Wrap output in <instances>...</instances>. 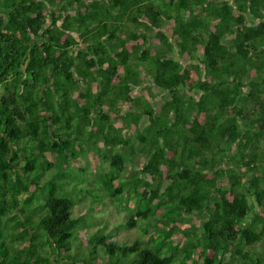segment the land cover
I'll list each match as a JSON object with an SVG mask.
<instances>
[{
	"label": "trees",
	"instance_id": "trees-1",
	"mask_svg": "<svg viewBox=\"0 0 264 264\" xmlns=\"http://www.w3.org/2000/svg\"><path fill=\"white\" fill-rule=\"evenodd\" d=\"M85 155L108 163L87 194L140 198L143 237L97 209L79 236ZM262 240L264 0H0V264H264Z\"/></svg>",
	"mask_w": 264,
	"mask_h": 264
},
{
	"label": "rangeland",
	"instance_id": "rangeland-1",
	"mask_svg": "<svg viewBox=\"0 0 264 264\" xmlns=\"http://www.w3.org/2000/svg\"><path fill=\"white\" fill-rule=\"evenodd\" d=\"M137 30L140 32L143 30L142 27H138ZM228 44H231L229 39L227 40ZM153 49L155 51L161 52V53H166L167 49L163 45H152ZM196 54H199L196 52ZM246 80V79H244ZM137 89H134L133 95L136 96ZM148 124L147 117L143 116L141 121H140V127H144ZM115 125H120V121H116ZM125 134L130 138L131 142L133 144H137L136 140L137 137L131 132H125ZM153 138H151V141ZM221 146L225 147V144L221 142ZM115 151H119L122 153V155H125L126 158V166L124 171L122 172L123 175H129L131 176L134 174V172L137 169V157L134 156L129 149L125 148H119V149H109L108 152L112 153ZM93 159L92 157L85 155L82 156V165H85V172H80L81 176L79 177L82 178L85 174H88L86 178V182L82 180V187H83V192L80 191H75L71 193L69 185H67V188L69 189V192H63V196H68L72 197L74 206H73V213L78 216L81 215L85 218L86 223L88 225V228H83L79 231V236L83 239H86L89 234L93 233L96 228L98 227V223L94 220L92 216H90L91 213L94 212L95 209L98 211H101V221H103L101 224L105 225V232L108 234V237L110 240H118L119 242L123 244H129L134 238L136 237H143V233L141 232V227L144 225V222H141L138 227H132V228H127L125 227V223L129 220V216L131 212H135L138 209H142L143 203L140 200V198L135 197L132 194H129L126 197L127 200V206H124L123 200H112L109 199L104 195L102 205H95L94 200L87 194V189H90L89 187L95 186V181L97 180L99 176V171H105L108 170V163L106 161L102 162L101 165H99L96 168H93ZM97 163H101L99 158H96ZM81 165V163H80ZM72 167V166H70ZM77 168V169H76ZM74 170L75 172H78L80 170L78 167H76ZM81 171V170H80ZM76 175V174H73ZM26 193L19 195V198H24ZM159 204L155 205L151 212L150 215L157 221H160V217L166 212H168L169 208L165 204H161L162 206L157 207ZM131 211V212H130ZM194 220V216L190 214H183L179 218L180 222V228L181 230H186L191 226ZM152 222H154L152 220ZM184 240L183 235H178L177 240L173 243L174 245L181 246ZM250 250L252 253L255 252L257 254H263L264 253V240L260 241L259 243L248 246L246 250ZM43 253L49 254V249L48 248H43ZM170 250H166V254H170ZM225 259H229V255L225 256ZM173 264H178V262H174Z\"/></svg>",
	"mask_w": 264,
	"mask_h": 264
}]
</instances>
